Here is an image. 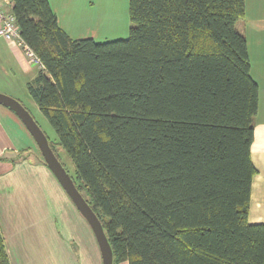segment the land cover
<instances>
[{
  "label": "trees",
  "instance_id": "obj_1",
  "mask_svg": "<svg viewBox=\"0 0 264 264\" xmlns=\"http://www.w3.org/2000/svg\"><path fill=\"white\" fill-rule=\"evenodd\" d=\"M12 2L42 63L28 93L114 264H264V222L249 220L259 84L237 28L246 0H129V36L108 41L72 38L49 0Z\"/></svg>",
  "mask_w": 264,
  "mask_h": 264
},
{
  "label": "crops",
  "instance_id": "obj_2",
  "mask_svg": "<svg viewBox=\"0 0 264 264\" xmlns=\"http://www.w3.org/2000/svg\"><path fill=\"white\" fill-rule=\"evenodd\" d=\"M49 2L59 25L71 37L89 34L88 28L75 25L79 0ZM238 30L247 38L251 73L259 84L252 144L258 172L249 208V220L258 223L264 222V0H246V14ZM40 69L21 47L0 37V92L22 103L34 100L27 83ZM27 149L32 155L11 162ZM38 154V145L20 117L0 104V230L10 264H103L91 226Z\"/></svg>",
  "mask_w": 264,
  "mask_h": 264
},
{
  "label": "rangeland",
  "instance_id": "obj_3",
  "mask_svg": "<svg viewBox=\"0 0 264 264\" xmlns=\"http://www.w3.org/2000/svg\"><path fill=\"white\" fill-rule=\"evenodd\" d=\"M79 3L81 4L75 10L78 18V22L75 25L77 28H88L89 30V34L87 36L86 34H81V38L93 37L96 41H108L129 36L132 26L129 0H79ZM243 19L237 22V28L239 22H242ZM23 104L29 109L47 136L52 141L58 140L55 129L50 124L48 118L42 113L35 100L31 99V101H28L24 99ZM38 153V156H40L39 149ZM58 154L60 161L64 163L68 172L74 175L75 164L68 153L59 147Z\"/></svg>",
  "mask_w": 264,
  "mask_h": 264
},
{
  "label": "water",
  "instance_id": "obj_4",
  "mask_svg": "<svg viewBox=\"0 0 264 264\" xmlns=\"http://www.w3.org/2000/svg\"><path fill=\"white\" fill-rule=\"evenodd\" d=\"M0 104L14 111L34 137L48 167L91 226L101 251L103 264H114L113 249L100 218L80 192L71 174L56 155L45 131L35 120L29 109L19 99L0 92Z\"/></svg>",
  "mask_w": 264,
  "mask_h": 264
},
{
  "label": "built area",
  "instance_id": "obj_5",
  "mask_svg": "<svg viewBox=\"0 0 264 264\" xmlns=\"http://www.w3.org/2000/svg\"><path fill=\"white\" fill-rule=\"evenodd\" d=\"M12 0H0V37L5 38L7 41L21 47L26 55L32 61L40 64L42 63L34 50L30 48L21 36L20 28L16 22V17L11 11Z\"/></svg>",
  "mask_w": 264,
  "mask_h": 264
}]
</instances>
